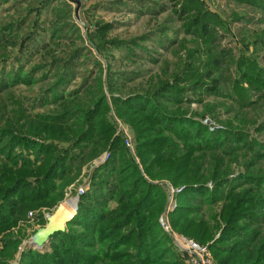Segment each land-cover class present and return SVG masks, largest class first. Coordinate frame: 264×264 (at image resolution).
<instances>
[{"label": "rangeland", "instance_id": "374dc122", "mask_svg": "<svg viewBox=\"0 0 264 264\" xmlns=\"http://www.w3.org/2000/svg\"><path fill=\"white\" fill-rule=\"evenodd\" d=\"M148 111L163 113L165 124L178 120L174 131L183 130L200 144L191 164L205 174L208 193L177 196L184 184L144 171L128 119ZM101 117L114 126L111 137L123 139L116 152L101 134L86 130ZM149 125L178 143L165 125L153 120ZM9 132L26 136V142L16 144L20 138L15 135V143L6 142ZM126 132L132 147L124 146ZM33 141L50 142L58 148L49 156L65 153L68 160L36 195L25 190L17 214L0 211V218L8 220L0 224V264H25L24 252L50 253L52 244L61 245L65 237L68 244L70 235L93 244L75 246L84 254L96 252L95 264H113L111 252L106 254L112 239H99L90 230H98L103 220L90 218L88 207L103 214L117 207L119 192L131 183L121 179L128 154L143 180L160 184L165 192L149 194L150 199L158 195L149 213L188 205L190 213L181 214L179 222L191 221L206 234L190 237L227 251L215 254L210 248L213 264L232 258L230 250L238 246L242 258L236 260L264 263L254 258L257 248L264 255V0H0V150L11 152L18 165L28 159L29 166L20 170L28 179L48 161L34 150ZM10 162L0 153V169L18 172ZM4 186L0 183L2 195ZM11 194L9 201L17 202V193ZM61 203L71 213L62 223L65 236H50L40 247L29 242ZM229 215L235 218L227 223ZM227 224L246 234L236 247L231 243L241 238L229 234L233 230ZM162 237L155 243L158 238H153L149 262L190 264L186 251Z\"/></svg>", "mask_w": 264, "mask_h": 264}, {"label": "trees", "instance_id": "16d2710c", "mask_svg": "<svg viewBox=\"0 0 264 264\" xmlns=\"http://www.w3.org/2000/svg\"><path fill=\"white\" fill-rule=\"evenodd\" d=\"M127 101L131 102V98H128L126 102ZM163 116H165L163 113L153 115L151 111H148L144 115L132 116V119H128V122L133 127L135 138L137 139L136 151L140 156L144 171L151 178L166 176L176 186L179 184H184V188L177 193V196H181L183 193L189 191L203 192L204 194L208 193L210 189L207 187V185H205V174L203 172L200 173L199 171H197V167L194 168L191 164L196 151L202 149L200 144L196 141L190 140L187 133H182L183 130L174 131V124H177L179 122L178 120H175L173 122L171 121L174 124H165L163 122ZM61 120L63 121L65 120V118H61ZM61 120H57V122ZM149 120H153L155 123H159L160 125H165V129L169 130L173 135L177 137L178 143L173 142L171 137H168L161 133H157L156 130H161H159V128H155L152 125H149ZM93 122L96 123V126H93L90 129H86L90 131L91 135H93L94 132L101 134L102 140H104L105 144H111L113 152H116V150L123 148V139H121L120 136L114 135L113 137H111L114 132V126L106 117H101L100 119ZM193 125L197 126L198 124L194 123ZM146 130L151 131L145 132ZM7 135L8 136L6 142L8 143L12 141H14L15 143V136H17V138H20L19 141L16 142V144L26 142L25 140H23L27 138L26 136L12 134L10 132ZM33 142L35 143L34 146H36L37 148L34 150H41L43 152L41 153L44 154L43 159H46L48 161L41 169H37L34 172H31L35 173L33 174L32 179H28L29 176L20 173V170H25V168L29 166V163H27L28 159L26 160V158H22L23 161L18 165L17 159H10L12 155L11 152L6 154L4 153V151L0 150V153L4 154L6 158L11 161L10 165H18L16 166V170L18 172H15L11 167L8 166L0 169V183L4 182V192H7L6 194L2 195V191L0 189V198H2V200L0 201V211L8 210L11 214L19 212L21 207L18 208L16 204L23 202V196L27 193V191L36 195L39 188L44 189V185L47 184L46 182H48L47 180L50 176V173L63 166L65 164V161L68 160V155H66L65 153L62 155H54V157L49 156V154H51L56 148H58H54V145H51L50 142ZM124 146L127 148L125 142ZM162 148H166V150L163 152ZM127 157L128 158L124 161L125 168L121 166V168H124L121 171V179L124 178L122 180L123 182H129L130 180V185L127 183V186L130 187H126L119 192L117 197V207L108 210L107 212H105V214L99 212V210L95 208L88 207V209L90 210L88 211V215L91 216L90 218L95 219L97 217L96 219L100 221L103 220V225H101L98 230H95L94 227H92L93 229L90 230H93V232L97 231L99 239H107L108 237L112 239V241H108L107 247H109L110 250L116 249V251L112 252L108 250L106 251V254H109V252H111L109 260L113 264H152L148 260V258L150 257L148 256L147 251L152 246V243L154 241L153 238H158V240L154 241V243L159 241L160 236H165L166 238L168 237L172 241L170 235L166 231H164L158 221L159 214H155V211L149 213L155 201H157L158 196L151 195L150 199L149 194L160 192L163 195V193L165 192L160 184L154 183L152 181H147L146 179L143 180L141 172L138 169V166L134 162L133 158L129 154L127 155ZM110 162H113V160L111 159ZM154 166L161 168V171L164 172H161L160 170L153 171L152 168ZM212 179L214 180L215 177H212ZM139 180H143V182H146L145 189L141 188L143 183H140ZM218 181L220 184H223L225 180H217V182ZM140 191H142V193L139 195V197L135 198L134 196ZM11 193H17L15 198L17 202H15L14 200L9 201V197L12 195ZM44 194L45 193L43 192L41 196L46 197ZM31 195L29 196V198H32ZM88 197L90 196L83 197V199H86ZM11 202L12 206L9 205V203ZM231 209H234V207ZM190 211V206L177 204V206L173 210L169 211V220H171L170 223H172L171 225H173L177 230H179L183 234H186L187 236L194 235V237L198 236L200 239H204L206 234H201L199 230H196L194 227H192L191 221H186L185 223L179 222L181 214H189ZM228 214H231V210ZM233 218L235 217H230L229 215L227 217V223L230 219ZM5 222H8V220L0 218V224H4ZM228 226L233 230V232H228L229 234L233 233L237 238H241L231 243L236 247L239 244V240H242V237L246 234L241 233L239 230H236V226L233 224H227L226 228H228ZM156 228L159 229L160 234L155 231ZM155 232H157V234H155L154 236L153 233ZM56 234L64 235L63 229L51 233L47 237L48 240L50 236H56ZM255 236V234L250 235L251 240H254ZM66 238L67 237L61 239V242H63L61 243V245L55 246L52 244V251L50 253L40 254L34 253L30 250L24 252L21 257L22 262H24L25 264L97 263L98 255L96 252L93 253V255L87 252L84 254L81 252L83 251L81 247H79L81 249L79 250L78 247L75 246L76 244H79L82 247H90L93 244L85 243L90 241L84 240V237H82L81 240L76 235H70L67 240L68 244H65ZM220 240L224 239L219 238L216 241L218 242ZM121 244H125V246L127 245V247L119 248ZM210 248L215 254L218 253L217 251L223 253L227 252L226 249L223 250L222 246H217L216 243L211 244ZM232 249L233 250H230V252L233 253V256L229 259L235 260L232 261L234 262L233 264H264L260 263V261H251L249 258L236 260L242 258L238 256L242 254L243 248L240 249L238 246L236 249ZM260 253L261 252L259 251V248H257V250L254 252V258L260 259V257H262L264 259V255L260 256ZM174 256L180 260L177 254H174ZM229 259L223 257V259H219V262L223 264H229ZM155 263L166 264L161 261H155ZM181 263L183 264V261L174 259V261H171V263L167 264Z\"/></svg>", "mask_w": 264, "mask_h": 264}, {"label": "built area", "instance_id": "2783aa9c", "mask_svg": "<svg viewBox=\"0 0 264 264\" xmlns=\"http://www.w3.org/2000/svg\"><path fill=\"white\" fill-rule=\"evenodd\" d=\"M124 141L127 147H132L131 137L127 132L125 133ZM81 191L82 187L79 188L75 197H77V195L81 193ZM65 206L70 209H74V206L70 204H66ZM170 209L171 207H166V209H164L160 213L158 221L164 231H166L170 235L176 247L188 253L190 264H213V256L207 244L200 243L194 238L176 231L172 227L168 217V212L170 211Z\"/></svg>", "mask_w": 264, "mask_h": 264}, {"label": "water", "instance_id": "95a60500", "mask_svg": "<svg viewBox=\"0 0 264 264\" xmlns=\"http://www.w3.org/2000/svg\"><path fill=\"white\" fill-rule=\"evenodd\" d=\"M75 1L77 4L79 3V0ZM54 213L55 212L47 216V220L43 225H40L34 229L30 235L29 242L33 243L37 247H40L51 233L63 229V225L60 224V220L54 218Z\"/></svg>", "mask_w": 264, "mask_h": 264}, {"label": "bare ground", "instance_id": "6f19581e", "mask_svg": "<svg viewBox=\"0 0 264 264\" xmlns=\"http://www.w3.org/2000/svg\"><path fill=\"white\" fill-rule=\"evenodd\" d=\"M71 213L66 212L64 208H62V203L59 205L58 209L56 212L53 214L55 219L60 220V224L62 225L63 222H65L67 219H69Z\"/></svg>", "mask_w": 264, "mask_h": 264}]
</instances>
